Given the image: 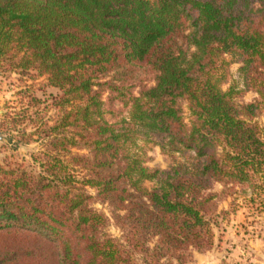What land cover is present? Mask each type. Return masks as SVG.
Returning a JSON list of instances; mask_svg holds the SVG:
<instances>
[{
    "label": "trees",
    "instance_id": "trees-1",
    "mask_svg": "<svg viewBox=\"0 0 264 264\" xmlns=\"http://www.w3.org/2000/svg\"><path fill=\"white\" fill-rule=\"evenodd\" d=\"M235 63L243 88L224 90ZM0 68L60 91L58 119L36 97L13 118L37 108L42 150L34 170L0 165V264H187L213 249L222 197L264 202V0H0ZM154 137L196 158L151 170Z\"/></svg>",
    "mask_w": 264,
    "mask_h": 264
},
{
    "label": "rangeland",
    "instance_id": "rangeland-1",
    "mask_svg": "<svg viewBox=\"0 0 264 264\" xmlns=\"http://www.w3.org/2000/svg\"><path fill=\"white\" fill-rule=\"evenodd\" d=\"M240 64H233L230 67V77L223 85L224 90L236 83L243 88L240 78ZM142 72V71H141ZM137 93V90L134 91ZM60 95V91L47 84V80L39 77L36 72L29 75H21L0 68V131L4 141H0V165L5 167L21 166L28 170L37 167L32 155L42 150V145L33 140L30 134L34 131L30 121L37 119V108L29 109L27 120L15 126L12 122L14 117L22 112L23 107L29 106L32 97L46 101L47 107L42 110L41 117L54 121L58 119V112L51 105L53 97ZM256 95L248 93L243 101L250 102ZM104 99L108 98L105 93ZM44 107V108H45ZM43 108V107H42ZM186 122L190 121V113L187 103H184ZM113 109L120 120L127 116V109L120 103H116ZM117 119V120H118ZM107 120L114 121V116H107ZM31 139V140H30ZM163 139L154 137L151 141L145 138L138 140V145L146 160L145 166L151 170L168 172L172 167L179 164H189L196 158L195 154L189 151L173 153L169 149H162L160 144ZM166 143V142H165ZM77 152V151H75ZM86 154V152H80ZM145 186L153 189L156 182H146ZM223 185L216 183L210 193L222 194ZM238 194L232 197H222L217 209V222L214 226L215 243L211 251L206 253H193V260L187 264H264V202H249L251 192L237 188ZM95 194L94 190L90 191ZM93 207L100 213H104L109 219L108 233L114 238L122 239L123 232L112 219L111 208L107 204L95 202ZM141 258V256H138ZM140 264H143L140 262ZM166 264V263H165ZM167 264H178L171 261Z\"/></svg>",
    "mask_w": 264,
    "mask_h": 264
},
{
    "label": "water",
    "instance_id": "water-1",
    "mask_svg": "<svg viewBox=\"0 0 264 264\" xmlns=\"http://www.w3.org/2000/svg\"><path fill=\"white\" fill-rule=\"evenodd\" d=\"M0 115H3V111L2 110H0ZM0 141H4V137H3L1 131H0Z\"/></svg>",
    "mask_w": 264,
    "mask_h": 264
}]
</instances>
